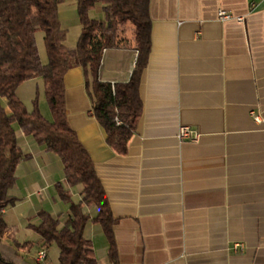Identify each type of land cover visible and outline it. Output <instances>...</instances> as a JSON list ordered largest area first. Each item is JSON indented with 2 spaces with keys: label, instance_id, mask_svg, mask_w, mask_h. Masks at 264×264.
Masks as SVG:
<instances>
[{
  "label": "crops",
  "instance_id": "crops-1",
  "mask_svg": "<svg viewBox=\"0 0 264 264\" xmlns=\"http://www.w3.org/2000/svg\"><path fill=\"white\" fill-rule=\"evenodd\" d=\"M98 3L103 13L94 20H104L106 4ZM221 11L234 19L220 20ZM149 14L143 110L127 155L108 145L84 70L74 67L64 78L69 125L92 158L116 220L117 264H264V0H150ZM60 22L65 45L76 48L81 23L71 24V32ZM40 58L48 63L47 52ZM137 58L134 49L105 50L100 80L128 83ZM17 95L29 112L37 101L53 122L42 77L24 82ZM184 126L201 135L198 142L178 139ZM14 128L28 157L9 191L17 201L3 211L8 230L1 257L11 264H60L57 244H46L33 227L42 223V211L65 224L70 204L57 184L74 203L83 187L67 185L60 157ZM83 211L90 217L84 236L98 264H113L108 239L94 222L98 209L84 205ZM41 250L47 253L42 263Z\"/></svg>",
  "mask_w": 264,
  "mask_h": 264
},
{
  "label": "trees",
  "instance_id": "trees-1",
  "mask_svg": "<svg viewBox=\"0 0 264 264\" xmlns=\"http://www.w3.org/2000/svg\"><path fill=\"white\" fill-rule=\"evenodd\" d=\"M77 1L82 33L76 48L69 49L59 19V0H0V239L8 230L3 211L17 201L9 195L16 184L17 166L28 157L18 146L14 128L17 124L26 135L60 157L67 185L83 187L81 201L74 203L57 184L60 198L70 204L65 224L60 227L59 219L42 211L39 216L43 221L33 229L46 244H57L60 264H98L93 245L84 236L90 217L83 206H95L99 212L94 222L102 226L110 246V261L117 264L116 220L92 158L69 125L64 78L74 67L84 70L93 112L107 133L108 145L119 155H127L143 110L139 90L151 51L150 0H103L104 20L89 16L100 0ZM39 31L44 33L47 64L42 63L37 46ZM118 48L138 52L133 74L128 83L103 82V53ZM37 77L44 80L53 122L43 117L37 101L29 112L17 95L24 82ZM0 264L11 263L0 254Z\"/></svg>",
  "mask_w": 264,
  "mask_h": 264
},
{
  "label": "rangeland",
  "instance_id": "rangeland-1",
  "mask_svg": "<svg viewBox=\"0 0 264 264\" xmlns=\"http://www.w3.org/2000/svg\"><path fill=\"white\" fill-rule=\"evenodd\" d=\"M100 2V1H99ZM59 18L61 21H63V24L68 27V29H71V24H73V27L78 23L80 24V19L78 16V6L76 3V0H64L59 5ZM103 13V8L101 3H97L95 7L89 12V16L91 19H99L98 16ZM74 30V29H73ZM72 32V29H71ZM38 48L41 50V55L45 56V45H44V33L42 31H39L36 35Z\"/></svg>",
  "mask_w": 264,
  "mask_h": 264
},
{
  "label": "built area",
  "instance_id": "built-area-1",
  "mask_svg": "<svg viewBox=\"0 0 264 264\" xmlns=\"http://www.w3.org/2000/svg\"><path fill=\"white\" fill-rule=\"evenodd\" d=\"M219 18L220 20L222 21H228V20H232L234 19V17L226 12H223L221 11L219 13ZM240 20V19H239ZM252 115H254L252 113ZM254 119L259 122V117L258 116H254ZM118 125L121 124V122H117ZM201 135L194 129L190 128V127H187V126H184V127H181L180 130H179V133H178V139L181 141V142H198L199 139H200ZM47 258V253H46V250H41L39 253H38V261L39 262H44Z\"/></svg>",
  "mask_w": 264,
  "mask_h": 264
}]
</instances>
